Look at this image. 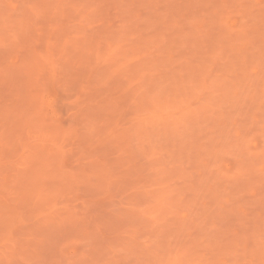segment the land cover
<instances>
[{
	"label": "rangeland",
	"instance_id": "obj_1",
	"mask_svg": "<svg viewBox=\"0 0 264 264\" xmlns=\"http://www.w3.org/2000/svg\"><path fill=\"white\" fill-rule=\"evenodd\" d=\"M0 264H264V0H0Z\"/></svg>",
	"mask_w": 264,
	"mask_h": 264
}]
</instances>
